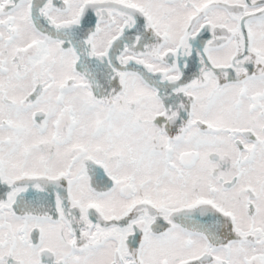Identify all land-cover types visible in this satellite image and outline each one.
<instances>
[{"label":"snow or ice","instance_id":"snow-or-ice-1","mask_svg":"<svg viewBox=\"0 0 264 264\" xmlns=\"http://www.w3.org/2000/svg\"><path fill=\"white\" fill-rule=\"evenodd\" d=\"M0 264H264V0H0Z\"/></svg>","mask_w":264,"mask_h":264}]
</instances>
